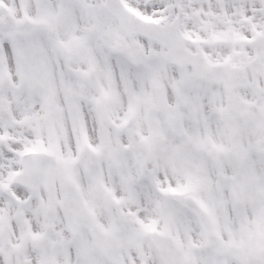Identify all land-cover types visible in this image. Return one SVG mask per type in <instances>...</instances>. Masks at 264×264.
<instances>
[{
    "label": "snow or ice",
    "instance_id": "1",
    "mask_svg": "<svg viewBox=\"0 0 264 264\" xmlns=\"http://www.w3.org/2000/svg\"><path fill=\"white\" fill-rule=\"evenodd\" d=\"M0 264H264V0H0Z\"/></svg>",
    "mask_w": 264,
    "mask_h": 264
}]
</instances>
